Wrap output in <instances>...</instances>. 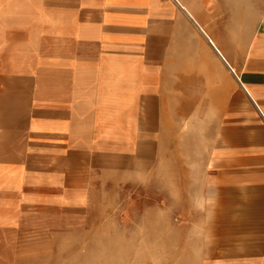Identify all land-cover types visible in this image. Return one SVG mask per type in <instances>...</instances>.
Wrapping results in <instances>:
<instances>
[{"label": "crops", "instance_id": "crops-1", "mask_svg": "<svg viewBox=\"0 0 264 264\" xmlns=\"http://www.w3.org/2000/svg\"><path fill=\"white\" fill-rule=\"evenodd\" d=\"M158 139L200 171L199 264H264V0H0V245L26 206L149 175Z\"/></svg>", "mask_w": 264, "mask_h": 264}, {"label": "rangeland", "instance_id": "rangeland-1", "mask_svg": "<svg viewBox=\"0 0 264 264\" xmlns=\"http://www.w3.org/2000/svg\"><path fill=\"white\" fill-rule=\"evenodd\" d=\"M156 145L149 175L89 179L53 205L26 206L0 264H199L208 248L192 217L200 171L189 164L183 180L176 162L162 169Z\"/></svg>", "mask_w": 264, "mask_h": 264}]
</instances>
